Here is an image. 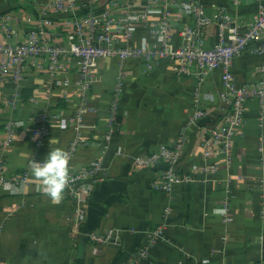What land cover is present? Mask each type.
<instances>
[{"label": "crops", "instance_id": "0c3cea01", "mask_svg": "<svg viewBox=\"0 0 264 264\" xmlns=\"http://www.w3.org/2000/svg\"><path fill=\"white\" fill-rule=\"evenodd\" d=\"M114 0H98V8H113L114 15L124 12ZM135 12L141 13L149 0H135ZM209 15L223 6L242 25L254 19L257 0H201ZM70 14L57 12L51 0H0V40L3 43L26 41L42 20L51 21L52 39L64 47L73 42L72 16L85 10L84 0H75ZM158 8V7H157ZM154 8L153 18H158ZM185 13L181 27L191 23ZM8 25L13 34L7 35ZM48 26V25H47ZM130 44L148 46L155 41L142 19ZM216 23L206 28V41L213 47L219 37ZM176 44L180 43L175 35ZM250 46L233 63L237 81L257 83L264 54ZM120 45L127 40L119 38ZM129 44V43H128ZM62 68L53 71L42 58L25 64L22 81L17 84L9 73L0 83V161L4 174L21 175L30 162H43L53 148L67 151L74 139V115L79 107L80 58L67 54ZM118 71L125 75L121 108L112 127L108 147L106 136L110 101ZM222 73L211 72L204 80L198 75L180 76L168 62L149 70L142 61L100 58L90 92L92 110L84 117V130L89 144L81 146L70 163V172L102 159L103 180L90 184L84 221L73 222L77 202L63 194L53 203L43 192L41 182L32 177L20 185L8 182L0 195V264H264V209L255 189V176L261 171L259 144L264 137V122L259 121V107L248 104L242 135L235 140L232 164L225 157L202 147L203 126H215L223 118L224 102L220 99ZM200 95L208 115L198 125H187L193 101ZM15 99V105L12 99ZM4 101V102H3ZM52 112L50 133L38 146L33 136L37 117ZM16 119L17 132L12 143L4 145L5 124ZM185 137L179 172L190 174L193 181L176 185L171 194L154 189V183L166 165L158 162L139 168L134 159L171 148ZM218 164L216 172H204V165ZM245 176L240 181L232 175ZM234 181V182H232ZM233 185L236 199L229 224L222 223L221 202L225 190ZM85 186V185H84ZM169 209V212H168ZM213 209H220L214 214ZM165 225L163 235L150 247L146 258L139 250L150 232ZM115 230L107 245H94L92 233Z\"/></svg>", "mask_w": 264, "mask_h": 264}, {"label": "built area", "instance_id": "2783aa9c", "mask_svg": "<svg viewBox=\"0 0 264 264\" xmlns=\"http://www.w3.org/2000/svg\"><path fill=\"white\" fill-rule=\"evenodd\" d=\"M258 8L253 21L246 29L223 6L215 7V14L209 15L201 0H149L141 13L135 12V0H114L112 5H119L124 9L121 15H114L113 8H98V0H84V12L72 16L74 27L73 42L66 48L52 39L49 20H42L37 30L29 33L26 41L3 43L0 40V83L10 73L12 80L19 84L23 78L25 64L32 58H42L50 70L62 68L61 58L67 54L80 58L79 107L75 112L74 139L70 142L66 152L70 155V163L76 151L81 146L89 144L84 130L85 114L92 110L90 92L93 86L94 72L98 59L115 58L123 62L127 59H137L144 66L152 70L162 62L171 64L174 72L180 76L198 75L204 80L211 72L217 70L222 73V89L220 99L224 102L222 120L215 126H203L202 147L216 151L225 157V164L231 165L235 140L242 135L248 104L255 101L259 107V121L264 122V64L260 67L261 79L253 84H241L237 81L233 70L234 60L242 55L250 46L264 39V0H257ZM52 7L57 12L70 14L76 9L75 0H51ZM236 4L239 0H234ZM158 7V8H157ZM154 8H157L158 18H153ZM185 13L192 17L191 23L179 26ZM0 19L2 16L0 15ZM144 20L151 37L155 39L148 46L132 45L130 41L136 29L135 23ZM216 23L220 29L219 37L213 47L206 41V28ZM48 25V26H47ZM7 35L13 30L4 26ZM179 35L180 43L174 41ZM124 37L127 42L120 45L119 38ZM256 54H264V42L253 48ZM125 75L118 71L115 77L108 123L110 128L106 136L108 147L111 140L112 127L117 121L121 108V96L125 88ZM4 102V101H3ZM15 105V99H12ZM1 103V101H0ZM208 113L201 104L200 95H196L187 125H198L207 117ZM53 117L49 110L37 117L38 126L33 132L35 142L40 146L50 133V120ZM6 138L4 145L12 143L17 132L16 119L10 118L5 124ZM185 147V137L181 138L171 148L142 155L134 159L139 168H148L163 162L166 167L154 183V189L171 194L174 187L180 183L193 181L190 174L179 172L178 164L182 159ZM261 153V171L255 176V189L259 203L264 209V137L259 144ZM37 161V160H35ZM34 161L30 162L28 170L21 175L4 174L3 163L0 161V195L5 184L12 182L20 185L28 182L29 170ZM40 162V161H37ZM218 164L204 165V172H216ZM105 168L102 159H97L91 165L81 168L76 173L70 172L69 182L64 191L67 198H73L77 205L74 208L73 222L76 227L81 225L86 216V202L90 184L103 180ZM245 176L232 175L231 180L240 181ZM232 181V182H234ZM85 185V186H84ZM221 202L222 223L229 224L234 216L232 204L236 199L233 185L229 184ZM169 212V209H168ZM165 225L158 226L150 232L148 242L139 250V258L149 255L150 247L163 235ZM115 237V230L109 229L92 233L90 238L94 245H107Z\"/></svg>", "mask_w": 264, "mask_h": 264}, {"label": "clouds", "instance_id": "9594fccd", "mask_svg": "<svg viewBox=\"0 0 264 264\" xmlns=\"http://www.w3.org/2000/svg\"><path fill=\"white\" fill-rule=\"evenodd\" d=\"M31 175L41 182L44 195L53 203L61 201L70 177V155L62 148H53L43 162L34 161ZM220 209H213L219 213Z\"/></svg>", "mask_w": 264, "mask_h": 264}]
</instances>
